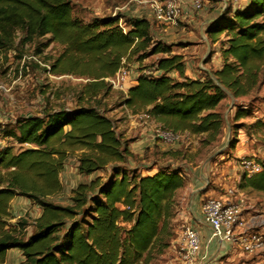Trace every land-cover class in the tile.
<instances>
[{
	"label": "trees",
	"instance_id": "16d2710c",
	"mask_svg": "<svg viewBox=\"0 0 264 264\" xmlns=\"http://www.w3.org/2000/svg\"><path fill=\"white\" fill-rule=\"evenodd\" d=\"M151 24L119 14L83 22L73 16L71 0H0V63L15 49L17 31L22 43L49 35L62 47L49 71L87 79L80 95L91 98L108 90L104 79L130 58L161 54L152 69H141L121 105L171 132L200 136L203 145L217 141L221 101L264 84V0H248L234 10L228 2L209 24L204 32L210 45L219 42L220 65L200 78L185 75L183 55L154 38ZM245 114L237 110L234 119ZM8 125L3 135L13 144L0 148V264H8L10 249L22 258L11 264H137L168 247L176 194L185 183L178 168L144 176L129 170L128 140L94 106L21 116ZM68 156L75 158L78 175L102 174L79 182L69 203L59 205L47 198L62 191L59 176ZM258 164L259 171L241 176L238 190L264 195V159ZM18 196L40 209L22 237L16 230L25 229L24 221L7 224ZM86 211L89 221H78Z\"/></svg>",
	"mask_w": 264,
	"mask_h": 264
},
{
	"label": "rangeland",
	"instance_id": "374dc122",
	"mask_svg": "<svg viewBox=\"0 0 264 264\" xmlns=\"http://www.w3.org/2000/svg\"><path fill=\"white\" fill-rule=\"evenodd\" d=\"M241 2L238 1V8L242 6ZM132 5V2L128 3V0H71L73 16L83 22L106 18L112 16V13L125 16L133 15L129 12ZM123 6L125 7L122 8ZM182 28L184 32L193 30V36L198 40L197 25L192 28L191 24L179 23V28L175 33L180 32ZM179 39L182 38L174 39L173 44L165 43L171 46L173 53L180 51L179 46L183 45ZM206 43L208 46H203L196 52L188 51L186 54V59L189 62L188 67L199 78L204 76V69L214 70L216 68L214 63L220 64L219 55L213 61H211L212 55H210L211 50L214 51L213 54L217 52L219 42L212 46L206 38ZM13 45L15 49H8L0 63V86L2 87L0 89V145L3 146L13 144L10 139L4 138L3 131L6 128L11 129L12 125H8V123H11L15 118L42 115L46 111L59 108L71 109L78 105L94 106L99 112L113 119L116 125L115 117L122 116L119 114L121 112L119 107L132 79L141 72V69L146 72L152 69L155 60L162 56L161 54H148L140 61H137L135 56L130 58L123 63L127 76L122 88L109 87L108 90L88 98L80 95L82 85L87 79L67 73L54 74L49 71V63L62 50V47L52 41L49 35L34 37L29 42L22 43L20 42V32L17 31ZM263 94L264 84L262 83H259L255 90L243 97H232L231 99L227 94L218 107L222 114L223 126L217 141L203 145L200 136L182 135L172 142L180 145L175 148L178 150L172 157L174 166L179 169L182 175L187 170L193 169L194 172H197L202 168L206 178L205 187L212 191L208 197H217L224 194L227 189L236 190L238 183L236 181H239L241 176L247 172L243 162L258 163L264 159V106L261 102ZM237 110L246 113L244 117L234 119ZM155 124L153 122V126ZM151 134H153L152 130ZM75 162L73 156L66 158L59 176L62 191L48 197L47 200L59 205H66L69 203L71 189L82 180L86 181L87 177L77 176ZM135 170L137 171V169ZM98 173L102 174V172ZM247 175L249 174L247 173ZM254 196V194L243 192L242 197L246 199L245 203L243 202L244 205L247 204L248 197L257 198ZM262 196L264 195L259 194V198ZM39 211V207L30 201L24 204H13L10 206L11 218L7 224L10 227L18 224L17 222L24 221L25 229L18 230L17 226L16 231L21 237L27 235L28 232H31L33 220ZM259 214L262 215L260 219L264 220V214ZM89 217L90 214L86 211L76 216V219L89 221ZM172 219L170 225L173 231ZM166 249L159 254H153L149 261L137 264L157 263L160 254H163ZM19 255L17 250L13 252L11 262L18 263ZM244 264H252L249 257L246 258Z\"/></svg>",
	"mask_w": 264,
	"mask_h": 264
},
{
	"label": "crops",
	"instance_id": "0c3cea01",
	"mask_svg": "<svg viewBox=\"0 0 264 264\" xmlns=\"http://www.w3.org/2000/svg\"><path fill=\"white\" fill-rule=\"evenodd\" d=\"M225 1L226 0H202L203 6L201 10L195 12V15H193L194 12H192L188 17L181 18L176 25L162 24L151 20L150 11L144 6L133 4L130 10H128L133 13V15L130 16L144 17L151 21L152 35L154 38L170 44L174 43V39L182 38L179 40L183 42V45L179 46L180 51L175 53L184 56L185 75L189 78H197L198 76L188 67L189 62L186 59V54L188 51L196 52L199 48L208 46L204 31L209 24L220 15L221 8ZM238 1H228L232 10L238 8ZM240 1H242V6L240 8L248 3V0ZM182 7L184 9H189V4L184 3ZM182 22L191 24L192 28L197 25L198 40L193 36V30L184 32L182 28L180 32L175 33L179 28V23ZM212 46H215V43L212 44ZM218 55L217 50L215 54H212L211 61ZM214 64L216 66L214 69H217L220 65L216 62ZM204 70L206 72L208 71L207 69ZM170 75L176 76L175 73H171ZM136 76L132 79L129 87L135 84ZM119 110H121L119 114L122 116L115 117L116 129L124 139L128 140V149L132 154L128 159V169H137V172L142 176L153 174L163 167H167V171L175 169L176 166H174L172 157L178 150L175 148L180 145L176 143L165 144L163 141L156 139L153 134H151L154 122L153 119H146L141 116V113L131 114L123 105H120ZM182 135L188 136L189 134L183 133ZM1 146L3 145L1 144L0 147ZM97 175H100V173L97 172L90 176H86V181L82 180L81 182H87ZM184 175L186 176L184 186L180 188L176 194L175 215L172 219L173 235L170 238L166 251L160 254L158 262L154 264H181L177 259L175 250L182 225H189L198 233L200 247L197 256L200 260V264H244L247 257L250 258L252 264H264V250L253 254H247L230 242L218 241L216 238L210 237L211 228L203 221L201 203L212 191L207 190L205 187L206 178L205 175H203L202 168L197 172H194L193 169L187 170V172H184ZM77 176L80 177L78 174ZM236 182L239 181L237 180ZM236 191L243 194L238 188H236ZM246 193L254 194L257 198L248 197L246 205H244L246 201V199H244L242 216L253 229L264 232V220L260 219L262 215L259 214H264V196L259 198V193ZM222 195L223 194L219 196ZM28 201L29 200L26 198L18 196L11 201L10 206L18 203H28ZM29 233L30 232L27 234ZM15 251V249H10L6 252V263H13L11 262V254ZM19 258V261H21V256Z\"/></svg>",
	"mask_w": 264,
	"mask_h": 264
},
{
	"label": "built area",
	"instance_id": "2783aa9c",
	"mask_svg": "<svg viewBox=\"0 0 264 264\" xmlns=\"http://www.w3.org/2000/svg\"><path fill=\"white\" fill-rule=\"evenodd\" d=\"M226 0L222 10L226 7ZM147 7L151 14V20L176 25L181 18H186L192 12L202 9V0H128L131 3ZM189 4V9L182 5ZM127 5V3H126ZM123 6L122 8H124ZM115 13H112V16ZM127 71L123 65L112 75L104 80L111 88H122L126 81ZM2 87L0 86V89ZM144 118H149L141 113ZM153 136L163 142L172 143L181 133H174L160 127L158 123L152 126ZM248 174L259 171V164L253 161H244ZM236 194V196H234ZM243 197L239 191L227 189L222 196L207 197L201 203L203 221L211 228L210 237L218 241H227L236 245L242 251L252 254L264 250V232L253 229L242 216ZM200 241L197 231L189 225H182L176 247V256L181 264H200L197 252Z\"/></svg>",
	"mask_w": 264,
	"mask_h": 264
},
{
	"label": "water",
	"instance_id": "95a60500",
	"mask_svg": "<svg viewBox=\"0 0 264 264\" xmlns=\"http://www.w3.org/2000/svg\"><path fill=\"white\" fill-rule=\"evenodd\" d=\"M211 78L213 79V77L211 76ZM214 80V79H213ZM215 81V80H214ZM230 96V98L232 99V96L230 94H228Z\"/></svg>",
	"mask_w": 264,
	"mask_h": 264
}]
</instances>
